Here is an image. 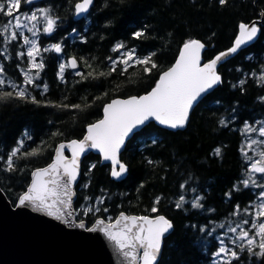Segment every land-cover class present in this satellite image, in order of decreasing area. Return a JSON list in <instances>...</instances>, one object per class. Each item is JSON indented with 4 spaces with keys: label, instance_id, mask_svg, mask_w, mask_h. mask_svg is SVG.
Listing matches in <instances>:
<instances>
[{
    "label": "trees",
    "instance_id": "obj_1",
    "mask_svg": "<svg viewBox=\"0 0 264 264\" xmlns=\"http://www.w3.org/2000/svg\"><path fill=\"white\" fill-rule=\"evenodd\" d=\"M74 2L38 3L50 7L60 19L54 33L45 35L41 31L37 41L41 47L52 43L64 46L60 55L43 53L45 68L41 71V82L49 85L46 98L78 103L83 110L37 106L18 99L0 101V157H3L0 185L12 204L27 189L32 171L52 160L58 143L81 138L86 127L102 117L104 105L111 99L140 95L154 87L159 74L172 65L184 42L203 41L204 59L208 60L232 45L241 22L248 23L264 14V0H227L223 6L218 0H94L89 13L75 21ZM5 20L6 16L0 15V24ZM260 25H264V18ZM144 26L145 37L133 39L132 32ZM82 38L86 42H81ZM118 42L136 48L141 56L155 52L159 70L148 75L136 67L129 69L127 75L113 73L76 83L81 78L68 69L67 82L58 79V65L70 55L78 60L83 57L97 70L106 72L109 67L106 57L118 55L112 52ZM4 49L7 51L0 56L4 75L23 83L27 57L17 59L16 53L25 51L26 46L22 39L11 45L3 44L0 37V52ZM79 70L90 69L81 63ZM262 70L264 31L255 42L220 64L222 83L196 105L183 129L170 130L152 121L133 135L121 155L128 169L123 179L113 178L111 166L102 164L99 155L89 153L81 162L76 185V218L90 225L98 217L113 219L120 212L163 214L172 222L173 229L164 238L158 264H219L214 262L212 253L216 250L218 234L224 230L220 225L249 220L250 214L242 210H249L258 196V188L245 189L240 183L247 170L241 149L244 123L264 117V100L260 99L264 97V83L257 79ZM241 80L245 81L243 85L239 83ZM30 90L38 99H45L39 90ZM65 96L67 100H63ZM26 132L31 139L24 135ZM22 138L25 140L22 151L40 148L41 154L17 159L14 172L3 171L7 153ZM217 147L222 150L219 156L215 154ZM93 164L95 168L89 171ZM257 177L259 181V174ZM180 195H184L186 203L177 209L175 203ZM197 195L202 198L203 208L191 207ZM158 196L160 203L154 205ZM98 198H103L104 203L96 206L108 211L84 216L83 206L97 202ZM236 205H240L241 211L233 216ZM153 206L158 209L156 213L151 211ZM200 228L205 230L201 232ZM233 264H264V257H250L244 251Z\"/></svg>",
    "mask_w": 264,
    "mask_h": 264
},
{
    "label": "snow or ice",
    "instance_id": "obj_2",
    "mask_svg": "<svg viewBox=\"0 0 264 264\" xmlns=\"http://www.w3.org/2000/svg\"><path fill=\"white\" fill-rule=\"evenodd\" d=\"M221 6L227 3V0H218ZM32 5L33 0H0V15L9 17L8 21L0 24V37L3 38V44L11 45L18 39H22L25 51L16 53V58L27 57V69L23 72V84L18 85L14 80H5L2 78L5 72L0 67V101L18 99L26 103H32L37 106L56 107L61 110H83L81 104H71L51 101L46 98L49 92V85L41 82V71L45 68L43 53L54 52L58 55L64 53L62 43H52L48 47H41L37 40V25L42 23V33L51 35L58 26L59 17L54 15L50 7H36L29 12H22V5ZM94 0H75L74 12L77 16L88 14ZM31 33V37L25 35L24 30ZM239 32L235 37L232 47L226 51L220 52L213 59L206 63H201V50L205 45L198 39H189L183 43L179 50V55L175 63L159 74V79L155 86L144 95L131 96L127 99H114L111 103L104 106V118L89 124L87 132L81 140H71L67 143L59 144L55 149V158L46 168L38 169L32 173V181L27 189L17 197V207L31 205L34 209L46 213L48 216L55 217L57 220L71 217L74 214L72 202L73 184L77 181L80 172L81 155L88 149H96L101 154L103 160L110 161L112 165L111 175L114 178L121 177L127 172V166L121 162L118 157L121 146L125 138L129 136L140 125L153 119L160 125L171 129L183 128L188 119L190 110L199 100L213 89L219 83H222V76L218 74L217 68L219 62L230 54H235L242 46L258 38V35L264 31V25H257L255 22L251 25L241 22L238 26ZM73 33L76 29H72ZM146 26L132 32V38L140 40L145 37ZM81 42H86L82 38ZM7 49L0 52L4 56ZM112 52L118 53L116 57L108 56L109 62L107 71L97 70L85 58L66 57L58 65V79L66 83L65 73L72 69L76 77H80L76 83H81L89 78L99 79L104 76H111L113 73L127 75L129 69L140 67L143 73L151 75L154 70H159V65L155 61V52L141 56L136 48H129L125 43L118 42L112 48ZM39 58V59H38ZM83 63L88 69L87 72L81 71L80 65ZM253 75H255L253 73ZM258 82L264 83V70L257 77ZM241 85L244 80L239 81ZM5 87L10 90H4ZM39 90V95L45 99H38L30 90ZM68 97H63L67 100ZM264 100V97H260ZM90 106V105H89ZM221 124L225 121L221 120ZM260 126L248 124L246 121L242 132L247 136L249 133H255L264 138V122L256 121ZM54 133L53 135H57ZM27 139H31L29 133L24 134ZM25 146V140L22 138L17 141V146L13 147L4 160L3 171L14 172L17 170L15 161L21 158H28L41 154L40 148L22 151ZM71 151V158L64 155V151ZM221 148L215 149L217 156L221 155ZM248 161H250L246 178L240 183L245 189L250 186L260 189L257 201L252 202V212L248 208L242 211L251 215V220L243 219L237 221L235 226L229 225L227 231L223 233L224 238L218 237L219 247L212 255L219 259V264H233V261L241 259V253L247 251L250 257H264V139L248 138L245 147L241 149ZM252 155H249V152ZM257 157V158H253ZM3 159V157H0ZM151 163V161H149ZM95 168V164L89 167V171ZM259 174V181L256 178ZM87 187V185H85ZM181 188L184 185L181 184ZM195 191V189H193ZM225 195H231L226 193ZM88 199V198H86ZM158 196L154 202L160 203ZM201 197L195 196L191 202L194 209L203 208ZM97 203L103 204V198H98ZM186 203L184 195H180L175 203V207L180 209ZM236 210L231 215L236 216L241 211L240 205L235 206ZM107 208H99L96 204L84 206L81 212L84 216L92 213L107 212ZM151 211H158L153 206ZM78 227H86L85 221L77 217ZM251 224L250 229L244 225ZM221 228L224 225H220ZM173 224L163 215H157L154 218L148 216H128L123 212L119 217L96 218L94 226L88 227L89 232L99 231L114 244L119 255L122 257L123 264H158L159 256L162 251L163 238ZM201 232L205 229L200 228ZM231 233V236L228 234ZM208 235H212L211 232ZM234 245L237 250L229 247Z\"/></svg>",
    "mask_w": 264,
    "mask_h": 264
},
{
    "label": "water",
    "instance_id": "obj_3",
    "mask_svg": "<svg viewBox=\"0 0 264 264\" xmlns=\"http://www.w3.org/2000/svg\"><path fill=\"white\" fill-rule=\"evenodd\" d=\"M40 1L42 0H33V3H38ZM86 15L87 14L83 16H77L74 12L73 19L75 21H78V20H81ZM263 18H264V14L261 13L259 19H254L248 22V24L251 25L252 23L255 22L257 25H260ZM238 32H239V29H238ZM238 32L236 35H238ZM257 39L258 38L242 46L241 49L249 46L250 44L255 42ZM234 41H235V38L230 47L233 46ZM201 42L205 45V47L201 50V63H206L210 61L220 52L226 51L227 49L230 48V47L226 48L218 52L217 54H215L212 58L205 60L204 51L206 49V44L203 41ZM241 49H239L237 52H239ZM235 54H230L227 57H225L221 62H219L218 67L220 66L222 62H224L225 60H227L228 58L232 57ZM72 56H75V55H70L69 57H72ZM174 63L175 61L172 63V65ZM167 70L168 68L164 71H167ZM217 71H218V68H217ZM218 74H220L219 71H218ZM219 84L214 86L213 89H215ZM213 89L209 90V92L206 93L199 100V102L204 97H206ZM145 93H142L140 95H144ZM140 95H129L126 97H116V98L111 99L108 103H111V101L114 99H127L131 96H140ZM198 103H196L194 107L190 110L189 119H190V115L192 111L194 110V108L196 107ZM103 118H104V111L102 112V117L96 120L95 122ZM152 121L159 124L158 121L150 119L149 121L145 122L144 125L138 126L137 129H135L132 133L129 134L128 137L125 138L124 144L121 146L120 152L118 154V157L120 160H121L122 152L124 151V148L127 142L133 137L135 133L140 131L144 126H146L149 122H152ZM161 126L164 128H168L167 126H164V125H161ZM87 127H86L84 135L81 138H73L71 140L83 139V137L85 136L87 132ZM183 128H177V129H183ZM168 129L177 130V129H171V128H168ZM71 140L61 141L60 143L56 145V147L61 143H67ZM89 153H95L99 155L100 162L102 164H109L112 169L111 162L103 160L98 150L96 149L86 150V152L81 155L80 172H79L77 181L73 184V196H72L73 206H74V202L76 199V185L81 175V162ZM64 155L70 159L71 151L66 149L64 151ZM54 158H55V151H54L52 160L47 165L43 167L35 168L33 171L46 168L49 164L52 163ZM121 162L125 164L124 161L121 160ZM111 169H110V174H111ZM32 173H31L30 183L32 181ZM126 174L127 172L124 173L121 177L115 178V179H118V180L123 179L126 176ZM17 203L18 201H16L15 204L11 203V201L8 199L6 193L4 192V190L2 189L0 185V264H123L122 257L119 255L116 247L114 246L112 242H110L106 238V236L103 233L99 231L89 232L87 230L88 227L94 226L95 220L90 225H88L86 221L84 220L86 227L81 229L78 227L76 211H74V214L71 217H66L65 219L57 220L55 217L48 216L46 213L34 209L31 205L17 207ZM120 213L115 218L119 217ZM123 213L128 216H148L150 218H154L157 215H163L159 213L157 214H129L126 212H123ZM98 218H103V217H98ZM115 218H113V220ZM172 229H170L169 232L165 234L164 238L172 231ZM164 238H163V242H164ZM162 249H163V244H162ZM161 254H162V251H161ZM161 254L159 256V259L161 257Z\"/></svg>",
    "mask_w": 264,
    "mask_h": 264
},
{
    "label": "rangeland",
    "instance_id": "obj_4",
    "mask_svg": "<svg viewBox=\"0 0 264 264\" xmlns=\"http://www.w3.org/2000/svg\"><path fill=\"white\" fill-rule=\"evenodd\" d=\"M22 7H23V8H22V12H29L30 10H34L36 7H42V6L39 5V4H32V5H30L29 7H26L25 5H24V6L22 5ZM9 19H11V18L6 17L5 22L8 21ZM3 23H4V22H3ZM41 29H42V23L37 25L38 35H39V33L41 32ZM24 32H25V35H27V36H29L30 38H32V37H31V33H28L26 29L24 30ZM37 42H38V41H37ZM63 60H64V59H63ZM0 67H2L1 57H0ZM2 78H5L6 81L9 80V79H11L10 77H7V76H5V75H3ZM11 80H12V79H11ZM17 84H18V85H22L23 83H21V84H20V83H17ZM256 121H262V122H264V117H263V118H260V119H257V120H254V121H248V124H250V125H251V124H255V126L258 128L260 125H259V124H256ZM244 124H245V123H244ZM243 127H244V125L242 126V129H243ZM242 133H243V132H242ZM249 137L252 138V139H257V140H259V139H264V138L259 137V136H258L257 134H255V133H249L247 136L243 133V141H242L243 148L245 147V142H246V140H247ZM249 155H252V152H251V151L249 152ZM244 157H245V156H244ZM253 158L255 159V158H257V157H253ZM245 159H246V157H245ZM246 160H247V159H246ZM249 163H250V161L247 160V167H248ZM246 171H247V170H246ZM257 176H258V174H257ZM245 178H246V176H245ZM256 178H258V177H256ZM259 191H260V189H259ZM259 191H258V193H259ZM255 201L258 202L257 199H256ZM93 204H97V202H96V201H95V202H92L91 205H93ZM84 206H90V205L86 203ZM84 206H83V207H84ZM251 212H252V207L249 209V213H251ZM261 219L264 220V218H261ZM250 220H251V215H250V219H249V221H250ZM229 225H231V226H235V224H233V223L226 224V225L224 226V230H222V231L218 234V237H220V238H224L226 243L228 242V240H227V237H224V236H223V233H225V232L227 231V227H228ZM244 227H245L246 229H250V228H251V224L244 225ZM231 235H232L231 233L228 234V236H231ZM228 246H229V247H232L234 250H236V248H235L234 245L228 244ZM218 247H219V243L217 242L216 250H217ZM216 250H215V251H216ZM214 262L219 263V259L214 257Z\"/></svg>",
    "mask_w": 264,
    "mask_h": 264
}]
</instances>
